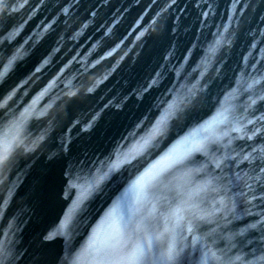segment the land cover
<instances>
[{"label":"water","instance_id":"95a60500","mask_svg":"<svg viewBox=\"0 0 264 264\" xmlns=\"http://www.w3.org/2000/svg\"><path fill=\"white\" fill-rule=\"evenodd\" d=\"M165 2L157 0L154 5L151 0H28L7 25L0 26L3 36L8 27L23 25V31L11 46L0 45L3 55L17 46L24 49L23 59L8 81V86H14L31 77L21 90L27 95L18 93L22 107L48 88L37 102L38 109L47 115L30 124V135L25 140L35 151L18 156L0 184V202L7 196L8 188L12 190L0 218V235L12 222L13 264H62L65 241L62 238L48 241L44 236L58 223L72 198L71 195L65 198L64 173L69 161L84 153L104 160L118 143L129 139L130 133L137 131L139 135L148 128L158 115L157 105L167 89L177 82L174 68L187 75L189 84L194 83L193 68L218 27L222 30L231 25L230 34H234L231 47L225 46L218 52L215 66L210 67L205 77L207 91L171 122L167 138L159 150L152 152V158L211 114L217 97L244 69L243 57L252 50L251 44L257 45L254 56L264 54V0H244L248 7L235 16L229 10L230 0H208L213 11L206 19L201 16L202 11H208L203 0H177L168 12L157 16ZM169 52L174 55L169 57ZM36 68L40 72H35ZM257 70L264 68L258 66ZM156 73H160L159 77ZM153 79L157 80L156 86L143 92ZM89 88L94 90L88 92ZM69 90L77 95L65 96ZM117 104L120 106L116 107ZM257 107L258 114L264 112V104ZM93 118L92 127L88 128ZM139 124L143 127L138 130ZM41 135L45 137L43 142L34 143ZM66 141H70L67 150L62 144ZM147 162L143 159L135 168L123 170L91 198L78 234L71 241L72 247L85 240L91 226L130 175ZM256 204L252 208L254 215L244 214L229 229L264 219V203ZM243 207L246 206L241 205V210ZM249 235L256 239L261 233Z\"/></svg>","mask_w":264,"mask_h":264},{"label":"snow or ice","instance_id":"6c2138e0","mask_svg":"<svg viewBox=\"0 0 264 264\" xmlns=\"http://www.w3.org/2000/svg\"><path fill=\"white\" fill-rule=\"evenodd\" d=\"M151 2L155 5L157 0ZM203 2L208 11H202L201 16L206 19L213 11V4L208 0ZM27 3L28 0L15 3L0 0V26L7 25ZM176 4L177 0H166L156 15L162 16ZM247 7L244 0L229 2L233 16ZM63 11L67 14L68 9ZM230 28V24L222 30L218 27L212 34V40L203 49V57L193 68L194 83L189 84L187 75L174 68L177 82L167 89L157 105L158 115L148 128L139 135L137 131L130 133L129 139L118 143L104 160L84 153L69 161L64 173L67 177L65 198L69 195L72 198L58 223L44 236L48 241L57 238L65 241L62 264H264V219L229 229L244 214L254 215L252 208L257 207V201L264 203V112L258 114L257 107L264 104V71L257 70L258 66L264 68V54L253 55L255 43L243 57L244 69L217 97L211 114L170 142L155 158L151 156L167 138L171 122L179 119L207 91L208 70L215 66L218 52L232 45L234 34H230ZM22 31L23 25L8 27L0 36V45L11 46ZM24 54L22 46L7 55L0 52V184L18 156L35 151V147L25 144L30 135L28 129L34 120L47 115L38 109L37 102L48 88L22 107L18 93L27 95L21 90L31 77L8 86ZM173 55L168 53L169 57ZM35 72H40V68ZM182 75L184 82H181ZM156 84V79L151 80L143 92ZM64 95L77 93L69 90ZM142 127L137 125L138 130ZM44 139L41 135L34 143ZM68 143L62 142L65 150ZM143 159L148 160L147 164L130 175L91 226L85 240L72 247L71 241L78 234L91 198L117 174L135 168ZM11 195L9 187L7 196L0 202V218ZM241 205L246 207L241 210ZM12 228L9 222L0 235V264H13L15 259ZM256 231L261 235L252 239L249 233Z\"/></svg>","mask_w":264,"mask_h":264}]
</instances>
